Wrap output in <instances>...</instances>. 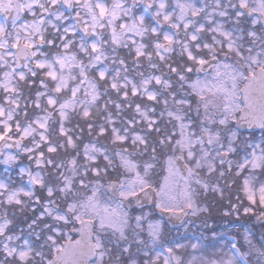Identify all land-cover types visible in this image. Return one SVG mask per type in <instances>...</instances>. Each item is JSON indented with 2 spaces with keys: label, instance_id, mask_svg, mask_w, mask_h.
Wrapping results in <instances>:
<instances>
[{
  "label": "snow or ice",
  "instance_id": "1",
  "mask_svg": "<svg viewBox=\"0 0 264 264\" xmlns=\"http://www.w3.org/2000/svg\"><path fill=\"white\" fill-rule=\"evenodd\" d=\"M0 264H264V0H0Z\"/></svg>",
  "mask_w": 264,
  "mask_h": 264
},
{
  "label": "flooded vegetation",
  "instance_id": "2",
  "mask_svg": "<svg viewBox=\"0 0 264 264\" xmlns=\"http://www.w3.org/2000/svg\"><path fill=\"white\" fill-rule=\"evenodd\" d=\"M74 238H78V237H74Z\"/></svg>",
  "mask_w": 264,
  "mask_h": 264
}]
</instances>
